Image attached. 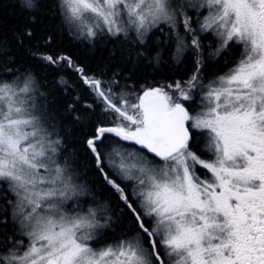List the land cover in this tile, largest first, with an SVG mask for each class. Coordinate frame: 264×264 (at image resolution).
<instances>
[{
  "label": "snow or ice",
  "instance_id": "1",
  "mask_svg": "<svg viewBox=\"0 0 264 264\" xmlns=\"http://www.w3.org/2000/svg\"><path fill=\"white\" fill-rule=\"evenodd\" d=\"M19 5L36 13L40 0ZM56 8L85 38L131 31L140 46L163 22L177 53L193 50L196 67L183 85L147 88L133 102L114 91L118 81L87 76L69 57L32 53L48 65L67 61L93 95L85 107H99L100 122L86 145L127 208V225L94 196L81 203L91 194L58 159L62 140L53 139L33 75L0 79V264H264V0H57ZM190 9L206 10L198 30L218 37L209 57L233 44L239 50L233 67L207 83ZM194 93L193 115L183 102L194 103ZM113 223L122 231L109 243Z\"/></svg>",
  "mask_w": 264,
  "mask_h": 264
},
{
  "label": "trees",
  "instance_id": "2",
  "mask_svg": "<svg viewBox=\"0 0 264 264\" xmlns=\"http://www.w3.org/2000/svg\"><path fill=\"white\" fill-rule=\"evenodd\" d=\"M56 3L57 0H40L39 11L30 13L22 10L19 0H0V79L11 81L16 76L33 75L38 89L37 103L51 118L48 124L55 126L49 130L54 132V137L58 134L62 140L61 159L67 161L79 180L86 184L95 202L107 204L113 219L120 218L121 223L127 225L129 220L124 219L130 215L127 208L97 171L86 145L100 122V108L96 107L94 114L92 109L85 107L86 104H93V95L82 83L79 74L68 67L67 61L48 65L32 53L69 57L76 67L84 69L87 76L95 75L106 84L118 81L114 91L131 93L133 102H137L136 96L142 95L145 84L186 77L193 71L197 57L192 52L177 53L176 39L169 31L160 32L159 27L152 29L144 46L138 45L135 33L131 31L127 37L123 34L109 35L105 31L94 39L85 38L63 22ZM28 30L32 32L30 37L26 35ZM203 47L206 48V45L203 44ZM4 52L7 56L2 54ZM138 52L144 55H137ZM208 54L204 53L205 72L222 71L231 58L227 55L214 58ZM4 67L11 68L13 72L6 74ZM61 78L67 81V85L59 82ZM40 93H43L42 97ZM105 125H111V120H106ZM111 138L109 135L104 143L108 144ZM90 196L88 200L84 198L83 201H87L85 205L93 204V201L89 202ZM112 228L114 232L108 233L107 242L122 231L120 223H113Z\"/></svg>",
  "mask_w": 264,
  "mask_h": 264
},
{
  "label": "flooded vegetation",
  "instance_id": "3",
  "mask_svg": "<svg viewBox=\"0 0 264 264\" xmlns=\"http://www.w3.org/2000/svg\"><path fill=\"white\" fill-rule=\"evenodd\" d=\"M188 14L193 17L194 23H193L192 26L198 30L199 29V25L197 23H195V21L203 20V16L207 15V11L204 10V9H201L200 12L197 13L196 10H191L190 9V10H188ZM158 27H159L160 32H166V31L168 32L169 31V34H171L172 37L174 39H176L175 33L170 31V29H169L167 24L162 22ZM180 33H181V35H184L183 29H180ZM197 34L199 35V38H200V41H201V45H202V50H203L202 77H203L204 83H207L210 80H214L217 76L224 75L225 73H227L229 71V69L231 67H233V59L234 58H238V51L239 50H238L236 45H234V44L231 45L221 55L214 56V58L224 57L225 55H227L228 58H229L231 56V58L229 59V62L225 64V67L223 68V70L219 71V72H205L204 71V65H205V60L206 59L204 57V53L206 54V53H210V52L214 51L215 48L219 46V40H218V37L215 35V33L213 31L199 32V30H198ZM188 43H190V40L188 41ZM203 44L206 45V48L203 47ZM188 52H190V53L192 52L193 53V50L191 48H188V49L182 51L181 54L183 55V54L188 53ZM195 67H196V65H195ZM195 67L193 68V71H194ZM193 71L188 73V75L186 77H184V78H174L173 80L160 79L157 82H150V83L144 85V90L147 89V88H155V87L166 86V85H169V84H175L176 82H181V84L183 85L184 82H186L190 78V76L193 74ZM93 76H95V75H93ZM166 90L169 91L170 94H172L170 89H166ZM194 95H196V94L194 93ZM181 102H183V101H181ZM183 103L185 104V107L188 108L190 114H193V115L195 114V112H193L194 108H195L196 112L200 111V108H199L200 97H199V95H196V99H195L194 103H190V102H183ZM207 135L208 134L205 132L204 135L199 137L200 146L201 147L204 146V143L206 142V139H207ZM105 144H107V143H105ZM127 144H128V146H130V149L135 148L136 150H139V146L133 145L131 142H128ZM144 154L148 155L149 159L152 158L151 155L148 154L146 151H145ZM198 154H200V153L198 152ZM202 158L208 160V159L211 158V154L203 155ZM106 171H108L109 174L111 175V170L110 169H106ZM201 176L203 178V173H201ZM112 178L113 179H117L115 176H113ZM117 182L120 183V180L117 179ZM121 186L126 188V191L128 192L130 198H132V199L135 198L134 197V190H133V187H132V182L125 181L124 183H122ZM85 199H87V197ZM89 202H91V200ZM86 206H89V205L86 204Z\"/></svg>",
  "mask_w": 264,
  "mask_h": 264
},
{
  "label": "rangeland",
  "instance_id": "4",
  "mask_svg": "<svg viewBox=\"0 0 264 264\" xmlns=\"http://www.w3.org/2000/svg\"><path fill=\"white\" fill-rule=\"evenodd\" d=\"M80 35V34H79ZM56 137H54L53 136V139H55ZM125 148H129V150H132V149H130V146H128V145H126V146H124ZM61 149V148H60ZM58 159H59V161H60V163H65V161H63L62 159H61V154H59V157H58ZM69 168H70V166H69ZM70 170H71V172L74 174V179H75V182L76 183H78V184H83L80 180H79V178H78V176L76 175V173L75 172H73L72 171V168H70ZM111 170V169H110ZM85 184V183H84ZM83 184V185H84ZM86 185V184H85ZM85 198V197H84ZM84 198H82V201H81V203H84ZM90 200L92 201V199H91V196H90ZM84 206H85V208H86V205H85V203H84ZM110 243V242H109ZM98 246H100V245H98Z\"/></svg>",
  "mask_w": 264,
  "mask_h": 264
}]
</instances>
